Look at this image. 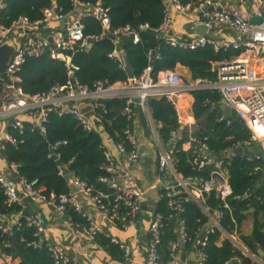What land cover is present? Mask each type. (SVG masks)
<instances>
[{"label":"built area","instance_id":"obj_1","mask_svg":"<svg viewBox=\"0 0 264 264\" xmlns=\"http://www.w3.org/2000/svg\"><path fill=\"white\" fill-rule=\"evenodd\" d=\"M165 14L162 22L151 27L149 23H142L139 27L130 24L112 29L111 17L101 1L84 2L81 16L72 18L71 14H61L55 2L50 7L45 8L44 16L40 20L32 21L26 16H19L9 27H0V45L8 40L14 31L19 30L26 40L20 44L11 57L8 65V73L12 80V85L7 86V93L4 94L0 104V115L9 116L18 112L39 111L40 119L33 123L41 132H46L48 110L54 109L59 115H73L84 130L91 132L97 130L98 123L104 113H107L105 101L110 99L125 100L123 114L127 117L128 124L123 130V136L129 142L131 149L128 151L123 143H118L117 147L121 153L126 154L125 164L116 161L110 152L105 149L107 164L105 170L107 176L101 177L99 181L105 185L103 188H95L86 181L76 176L70 175L80 193L89 197L96 207L103 212L110 220L117 222L123 230L133 229L138 232V221L143 211L144 199L148 196V189H160V196L167 201L169 213L156 212L149 224L147 239L146 264H203L206 255L202 247L206 245L210 234L216 230L221 232L223 240H229L242 255L255 260L258 264H264L263 255L252 253L244 244L242 234L238 227L237 219L234 216L229 198L233 196V190L229 182L228 155L217 158L208 152L207 145L199 143L196 137L183 144V149H191L193 143L199 145L195 147V166L199 169L212 166L208 177L192 175L184 176L175 167L174 150L170 143L162 145L158 150V162L160 177L155 183L144 188L134 173L131 165L137 163L143 155L142 144L144 136L134 122L132 104L134 99L139 98L141 106H145L150 97H167L173 102L176 108L180 103H186L185 96L194 90L211 89L221 92L222 100L227 104L232 112L244 123L250 131V140L239 143L236 148H244L250 144H258L261 152L255 157L264 160V0H259L253 17L262 18L261 22H252L232 0H199L183 2L181 0H164ZM81 5L76 4L77 7ZM5 0H0V9L5 8ZM179 13H189L193 9L200 11L201 23L208 32L215 33L229 31L238 38L233 42L218 41L207 36H195L186 38L182 35H175L166 38V34L173 22L171 9ZM94 16L101 22L102 32L99 35L87 34L83 18ZM71 18L70 21L67 19ZM53 19L62 20L63 26L54 31L51 36H38L36 33L25 32L27 29H38L42 24L49 23ZM155 32L163 37L167 44L183 49H196L211 44L215 51L227 50L232 47L240 49V53L231 59H225L218 63V75L214 81L198 79L185 83L181 74L176 69L160 70L157 77L152 74L153 61L162 58L158 49L151 48L147 51L149 65L138 76L128 78L126 81L108 83L105 80H96L91 86L82 84L76 76L79 66L72 60V55L67 53L75 51H88L94 41L113 34L116 38L132 37L135 43L140 40V32ZM51 38V40L49 39ZM50 53L53 58L62 60L67 68L68 81L65 84L56 83L50 90L34 95L26 94L18 82L19 72L28 57H37L44 53ZM109 57L118 62L119 66L125 68V60L120 49L115 48ZM1 79V78H0ZM2 80V79H1ZM81 103L92 104V109L84 112L79 109ZM100 109L99 112L98 110ZM224 117V116H223ZM15 127L23 129V122L15 121ZM177 134L174 135V141ZM153 138L160 142L157 131H154ZM4 140L15 143V139L10 134H6ZM67 141H60L56 146L66 144ZM250 159H253L252 157ZM0 183L4 189L7 202L17 203L25 208L28 201H43L48 204H55L61 213L66 212L67 207H73L86 219L84 232L92 241L97 235L103 234L109 237L104 228L92 218L84 213L82 205L75 193H63L49 195L43 189L36 188V181L29 182L20 172L19 166L13 162H7L6 167L0 170ZM23 189L20 194L18 188ZM216 192L220 202L212 207L206 204L207 196ZM249 191L237 194L234 199L242 200L248 198ZM153 198V197H152ZM189 201H196L200 204L204 214L207 216L198 231L195 260H181L177 252L179 242L187 244L190 240L184 221L180 215L185 210V204ZM226 210L230 212V224L225 229L222 222L225 218ZM28 225L35 226V245L44 243L43 234L45 231L44 221L38 213L24 216ZM179 219V240L171 244L169 260L164 262L159 253L162 228L166 222ZM15 225L20 226V222ZM10 226H5V232L11 231ZM111 238V237H110ZM112 242L119 244L124 251L126 260L131 259V245L121 242L116 238H111ZM48 252L56 264H80L76 260L69 259L65 250L49 242H45ZM180 248V247H179ZM8 264H15L10 256H6ZM240 256H234L226 264L231 262L241 263Z\"/></svg>","mask_w":264,"mask_h":264},{"label":"trees","instance_id":"obj_2","mask_svg":"<svg viewBox=\"0 0 264 264\" xmlns=\"http://www.w3.org/2000/svg\"><path fill=\"white\" fill-rule=\"evenodd\" d=\"M81 2L101 1L111 17L112 29L130 24L139 27L142 23H149L151 27L158 26L164 17L165 6L163 0H79ZM183 2L199 0H181ZM57 4L58 12L67 14L75 9V0H5V8L0 10V25L10 26L19 16L23 15L32 21L40 20L44 16L43 10ZM85 32L99 35L102 31L101 22L94 16L83 18ZM140 41L135 43L132 37H119L113 40L103 37L93 42L88 51L67 52L72 55L73 62L79 66L76 76L83 84L91 86L98 79L108 83L128 80L127 71L118 62L109 57L116 45L126 52L133 66L134 76L138 77L149 65L147 51L158 49L162 58L153 61L152 74L154 78L160 70L175 69L178 64L189 68L193 80L203 79L214 81L218 72L213 70L214 62L230 59L240 53V49L232 47L227 50L215 51L211 44L196 49H183L167 44L155 32L141 31ZM21 86L26 94L34 95L50 90L56 83L65 84L68 81L65 63L53 58L50 53L37 57H28L19 72ZM6 90V84L0 79V99ZM194 97L192 111L196 122L182 130L181 139L174 142V135L180 130V122L175 105L167 97H150L147 104L156 122L162 123L160 136L165 143L170 142L175 157V167L184 176L208 177L212 166L197 168L195 166V147L184 150L183 144L191 136L199 143L204 142L210 153L220 158L225 150L234 148L239 143L250 140V131L235 115L229 119H221L222 95L218 90L198 89L191 92ZM107 113L102 116L101 124L105 132L117 143H123L129 151L131 146L123 136L127 117L122 113L125 100L110 99L105 101ZM99 112L100 109L98 110ZM46 132L43 133L32 122L23 121V129L8 126V134L14 137L15 143L4 140L1 154L8 162L16 163L21 174L29 181H36L35 187L43 189L44 193L57 195L70 193L69 175L76 176L95 188L105 185L99 181L107 176L105 170L107 159L99 132H88L79 125L78 120L70 114L59 115L54 109L48 110ZM66 140V144L56 146L57 142ZM228 162L229 182L233 196L229 202L233 213L241 223L246 219L247 210L254 208L253 230L243 236L245 244L254 252L258 248L264 249V161L250 159L247 156L232 155ZM249 191L248 198L234 199L237 194ZM220 202L216 192L207 196L206 204L216 206ZM23 205L7 204L4 189L0 183V214L9 216L16 212H23ZM156 212L169 213L167 201L162 197L157 201ZM66 213L71 221L79 225H86L87 219L73 207L68 206ZM184 221L190 240L187 249H191L197 239L200 226L206 222L200 204L189 201L180 215ZM20 226L14 225L10 232L3 228L8 226L5 219H0V252L13 258H20L19 264H56L47 250L45 242L41 245L33 244L36 240V227L28 225L25 217L21 218ZM230 224V212L226 210L222 226L227 229ZM176 220L166 222L162 228L159 253L167 262L171 253L172 242L177 241ZM221 232L216 230L210 234L206 245L202 247L206 255L203 264H226L234 256L241 257V263L230 264H258L239 252L229 240L218 245ZM100 244L109 250H115L120 259L124 251L111 238L99 234ZM97 238V237H96ZM109 245V246H108ZM125 257V256H124Z\"/></svg>","mask_w":264,"mask_h":264},{"label":"crops","instance_id":"obj_3","mask_svg":"<svg viewBox=\"0 0 264 264\" xmlns=\"http://www.w3.org/2000/svg\"><path fill=\"white\" fill-rule=\"evenodd\" d=\"M232 1L235 2L238 8L246 16H248L249 18H253L252 14L254 13L256 9V4L258 3L259 0H232ZM78 3L82 5L84 2L75 0V9L69 13L71 14L70 16H72V18L79 17L83 13V10L80 11L76 9V4ZM163 4L165 6L164 0H163ZM171 12L173 16V22L171 23L170 28L166 34V38H171L175 35H182L186 38L204 35V36L216 39L218 41L224 40L225 42H233L235 41V39L238 38L234 33L229 32V31H222V32L215 33L212 31L208 32L206 29L203 30V26H202L203 23H201L200 11L197 9H193L189 13L184 14V13H179L175 9L172 8ZM62 22H63L62 20L53 19L49 23L42 24L38 27V31L36 32V34L38 36L49 37L54 31L59 30L63 26ZM2 26L3 25H0V27ZM40 28H43L45 32L40 33ZM211 33H214V36H211ZM159 37L164 40L163 37L161 36ZM9 39H13L16 45L15 51L20 46V44L26 41L24 40L25 36L22 35L19 30L14 31V33L11 34L8 40ZM117 39L118 38H115L113 40H117ZM115 48L120 49V52L122 53V49L121 47H119V45H116ZM234 56H232L231 58H233ZM218 63L219 61L214 62L213 70H215L214 66L218 65ZM123 69L125 70V68ZM175 69L179 71L181 76L182 75L184 76L185 80L187 81L186 83L198 80V79L193 80L191 77V72L189 68L181 64H178ZM215 71H218V68ZM116 82H119V81H116ZM6 89H7V86H6ZM3 96L4 94L2 95L0 99V104L2 102ZM184 96H185L184 100L187 102L180 103V105L178 106V108H176V110L178 113V120L181 126H184L185 128L186 126L193 125L196 122V119L192 111V105L194 101L193 95L191 93H188ZM221 104H225L223 100ZM220 109H221V105H220ZM132 110H133V117H134L135 125L138 129L142 131L145 141L142 144L143 155L141 156L140 160L137 163L131 165V169H132V172L134 171L133 173L138 179V181L140 182V184L144 188H147L151 184L155 183L156 180H158L161 175L160 169H159V162H158V150L160 149L162 145L169 144L170 142L165 143L162 140L160 136V128L162 126V123L155 121V119L152 116L151 109L147 104V101H146L145 106H141L138 102H134V104H132ZM39 119H40V113L37 110L31 111V112L30 111L29 112H18V113L9 115V116L0 115V170L5 168L8 162L4 158V156L1 154V148L4 142V138L6 137V134L8 133L7 132L8 126L11 125L15 121H21V122L28 121L32 123H37ZM221 119H227L225 115L223 114V111H222ZM181 126H180V130H181ZM95 131L101 134L105 148L110 152L112 157L116 161L125 164L127 162L126 154L121 153L119 151L117 147L118 143L115 142L111 138V136L108 135V133L104 131L101 123L100 124L98 123L97 130ZM154 131H157L160 142H157L153 138ZM181 135H182V132H181ZM243 149H244V153L242 156H247L249 158L252 157L253 159H256L255 156L261 152L260 146L256 143L247 145ZM233 150L235 149L232 148L230 150L229 149L225 150V151H229L228 160H230L231 156L233 155L232 154ZM208 152L209 154H211L209 149H208ZM224 152L222 153L221 156L224 155ZM18 191L20 192V194L24 193L21 187L18 188ZM75 196L80 201L84 213H86L89 216V218H92L93 220L97 221L104 228V230L108 233L109 238L110 237L116 238L117 240L121 242L128 243L131 245L132 250H131L130 260H126L124 256L119 259L116 256L117 254L115 250H109L108 247L107 249H105V247H103V245L100 244L99 242L100 240H98V236L95 241L90 240L87 234L84 232V226L76 224L73 221H71L68 214L66 212L61 213L55 204H48L43 201H35V202L28 201L23 212H16L9 216H2L0 214V219H5V222L8 224V226L13 227L25 215L38 213L43 219L44 225H45L43 241L56 244L62 247L65 250L69 259L76 260L80 264H146L149 224L152 221L154 214L156 213L157 201H159L162 198V196L159 200L149 197V196L144 199L143 211L138 221V232L137 233H135L133 229L123 230L117 222L110 220L103 212H101L89 197H86L84 194L80 193L79 191L75 193ZM7 204L9 206L11 205L9 202H7ZM252 209L253 208L245 212L247 214V217L241 223L239 222L237 216L234 214V216L237 219L238 227L240 230V234H242V237L249 235L253 230L254 220H253V216L251 213L254 210L252 211ZM175 220H176L175 230H176L178 237H177V241L172 242V243L178 244L179 221H178V218H175ZM246 222L248 223L247 226H246ZM223 241L224 240L220 237L217 242L218 245H221ZM243 242L245 244L244 238H243ZM197 244L198 243L194 241L191 249H187V246L185 249L177 247V252L180 255V259L184 261L189 260L190 252L191 251L196 252L195 250H196ZM246 247L254 254H258L260 256L263 255V253L261 254L259 251L260 249L264 250L262 248H258V252L256 253L252 251L247 245ZM6 256L8 255L2 254L0 252V264H8V260ZM11 258L14 260L15 264H19L21 262L20 258H13V257ZM251 260L253 262H256L253 259Z\"/></svg>","mask_w":264,"mask_h":264},{"label":"water","instance_id":"obj_4","mask_svg":"<svg viewBox=\"0 0 264 264\" xmlns=\"http://www.w3.org/2000/svg\"><path fill=\"white\" fill-rule=\"evenodd\" d=\"M77 10L82 11L83 10V6L82 5H79L77 7ZM67 20L70 21L71 18H68ZM251 21L252 22H255V23H257V22L259 23V22L262 21V18L253 17V18H251ZM202 26H203V30L206 29L204 25H202ZM37 31H38V29H36V28L25 30V32H28V33H36ZM148 31L150 32L151 30L149 29ZM211 36H214V33H211ZM108 37H110L112 39H115L116 38V36L113 35V34H109ZM49 39L51 40V38H49ZM15 47H16V45H15L13 39H9V40H7L6 42H4L3 44L0 45V78L7 85H12V80L10 78V75H9L7 69H8V65H9V62L11 60V57H12V55L15 52ZM122 55H123L124 60H125V70L127 71V74L129 76V78H133L134 77V70H133V66H132V63L130 61V58L128 57V55L126 54V52L124 50H122ZM217 68H218V65H215L214 66V69L216 70ZM134 102H140V99L139 98H135L134 99ZM79 109L81 111L87 112V111H89V110L92 109V104L81 103L79 105ZM221 109H222L223 114L225 115V117L227 119H229L232 116V114H235L234 112H232L231 108L227 104H221ZM182 129H184V126H181V130L178 132L177 136L175 137V142L176 143L181 138ZM243 153H244V149L242 147H240L238 149H235L232 152V154L233 155H236V156H242ZM68 177H70L69 174H68ZM70 188H71V192L72 193H76V192L79 191L78 188H77V186L74 184V182L72 180H70ZM146 195L149 196V197H153L155 199H158V200L161 198V196H160V189L159 188H156V189H148L146 191ZM253 210H254V208L252 209V211ZM178 221H179V219H178ZM179 247L182 248V249H185L186 248V245L183 244L180 241L179 242ZM260 253L262 254V251H260ZM189 258L191 260H195L196 259V253L194 251H191L190 252V255H189Z\"/></svg>","mask_w":264,"mask_h":264},{"label":"rangeland","instance_id":"obj_5","mask_svg":"<svg viewBox=\"0 0 264 264\" xmlns=\"http://www.w3.org/2000/svg\"><path fill=\"white\" fill-rule=\"evenodd\" d=\"M42 32H45L44 30H43V28H40V33H42ZM183 76V75H182ZM183 80H184V82L186 83L187 81L185 80V78H184V76H183ZM8 91H7V89L5 90V93H7ZM4 93V94H5ZM134 172V171H133ZM247 222H246V226H247Z\"/></svg>","mask_w":264,"mask_h":264}]
</instances>
